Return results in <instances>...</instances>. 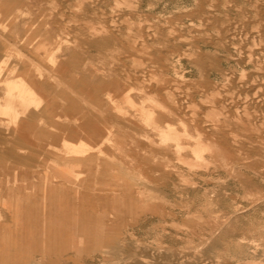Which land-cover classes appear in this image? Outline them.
Listing matches in <instances>:
<instances>
[{"label":"rangeland","instance_id":"rangeland-1","mask_svg":"<svg viewBox=\"0 0 264 264\" xmlns=\"http://www.w3.org/2000/svg\"><path fill=\"white\" fill-rule=\"evenodd\" d=\"M121 1L0 0V264H264V0Z\"/></svg>","mask_w":264,"mask_h":264},{"label":"crops","instance_id":"crops-1","mask_svg":"<svg viewBox=\"0 0 264 264\" xmlns=\"http://www.w3.org/2000/svg\"><path fill=\"white\" fill-rule=\"evenodd\" d=\"M14 79L15 78L13 77L10 80L13 82ZM42 88L44 91V87L41 85V93L44 94ZM49 88L50 91H52L51 85L48 87V89ZM38 92L39 91H37L36 93L37 95L40 94L41 96H43L40 92ZM1 118H3V116L0 115V120ZM21 128H23V126H21ZM8 138L9 137L7 136L6 132H3L0 129V139L6 141ZM70 173L71 172L66 173L64 171L62 173H56L58 178L63 179V182L60 181L62 185L67 183V179ZM52 189L53 190L50 191L51 193H53L52 197L48 193V190H42V194L39 197L40 211L43 218L47 213H52V211L56 212V214L59 215H64L68 212V210L64 207L63 200L58 194L59 188L57 186H54ZM1 191L2 190H0V211L2 219L0 220V232L4 234V236H2V239H0V250H5V247H10L14 252L15 259L18 258L19 261H22L24 258L26 259V257L31 253L29 238L34 231V228L37 227L30 220V216L28 213L29 210L22 204V200L18 197V195H6L7 193ZM44 196L46 197V199L42 198ZM13 200H15V202H13ZM50 222L54 227L57 226L54 217H50ZM29 228L31 229V231L28 234ZM19 235H21L22 238L25 239H20L21 236Z\"/></svg>","mask_w":264,"mask_h":264},{"label":"bare ground","instance_id":"bare-ground-1","mask_svg":"<svg viewBox=\"0 0 264 264\" xmlns=\"http://www.w3.org/2000/svg\"><path fill=\"white\" fill-rule=\"evenodd\" d=\"M121 1V0H120ZM123 1V0H122ZM121 1V2H122ZM126 1H128V0H126ZM120 2V3H121ZM118 4V3H117ZM93 5V4H92ZM137 9V8H136ZM104 11V10H103ZM243 14V13H242ZM124 21V20H123ZM146 25V24H145ZM32 26V25H31ZM246 26V25H245ZM156 27V26H155ZM164 27V26H163ZM129 29V28H128ZM133 30V29H132ZM151 31V30H150ZM229 35V34H228ZM137 37V36H136ZM139 39V38H138ZM187 39V38H186ZM55 41V40H54ZM53 45V44H52ZM51 47V46H50ZM241 49H242V47H241ZM243 56V55H242ZM178 57V56H177ZM259 60V59H258ZM24 61V60H23ZM23 64V63H22ZM245 64V63H244ZM41 67V66H40ZM263 68V67H262ZM46 72V71H45ZM242 72V71H241ZM42 73V72H41ZM4 74V73H3ZM143 75V74H142ZM258 75V74H257ZM261 75V74H260ZM3 76V75H2ZM124 77V76H123ZM153 77V76H152ZM39 78V77H38ZM161 78V77H160ZM258 79V78H257ZM15 80V79H14ZM129 80V79H128ZM17 81V80H16ZM135 81V80H134ZM155 81V80H154ZM8 82V81H7ZM6 82V83H7ZM14 84H15V82H14ZM7 85H8V83H7ZM11 85V84H10ZM174 86V85H173ZM172 86V87H173ZM199 86V85H198ZM10 87V86H9ZM123 87V86H122ZM259 87V86H258ZM263 87V86H262ZM12 88V87H11ZM216 89V88H215ZM10 90V89H9ZM130 90V89H129ZM264 91V90H263ZM9 93V92H8ZM14 93H17L16 94V96H15V98H11L13 101H10V104H9V109L4 113V114H7V117L9 118V119H11L12 117H11V115H9V114H14L13 115V120H12V122H16L15 120L16 119H14L15 118V114H19V113H22V114H25L26 113V110L28 111L29 109H27L26 108V106H27V103H28V98H29V96H31V95H33L34 96V94H33V90L30 88V86H28V85H25V83H21V84H19V85H17L16 86V88H15V91H14ZM36 93V92H35ZM260 94V93H259ZM12 95V94H11ZM263 95V94H262ZM5 96H7V94L5 95ZM33 96H32V99H34L33 98ZM37 96V95H36ZM261 96V95H260ZM2 97V96H1ZM20 99V101H18V104H19V102H20V104L21 105H23V107H25L24 109H21V111H20V108H22V107H20V108H18L19 110H17L16 109V107H15V105H14V102H15V104L17 105V100H18V98ZM40 97V96H39ZM39 97H37L38 99H40ZM207 97V96H206ZM5 98V97H4ZM7 98H8V96L6 97V100H7ZM245 98V97H244ZM31 99V98H30ZM42 99V98H41ZM5 100V101H6ZM36 100V99H35ZM127 101H129V105L131 104L130 103V101H132V100H128V98L126 99ZM4 101V103H6ZM32 101H30V103H31ZM39 102V101H38ZM43 102V101H42ZM126 102V101H125ZM260 102V101H259ZM9 103V102H8ZM40 104H41V101L39 102ZM46 104H47V102H45ZM32 104H34L33 102H32ZM31 104V105H32ZM44 104V103H43ZM31 105H30V109H31ZM5 106H6V104H5ZM18 106V105H17ZM29 106V105H28ZM135 106V105H134ZM261 107V106H260ZM15 108V109H14ZM33 108V107H32ZM4 109V108H3ZM34 109V108H33ZM6 110V109H5ZM246 110V109H245ZM2 111V110H1ZM20 111V112H19ZM4 112V111H3ZM3 112H1V113H3ZM13 112V113H12ZM1 116H3V115H1ZM10 116V117H9ZM17 117V119H18V116H16ZM10 121V120H9ZM8 121V122H9ZM7 123V122H6ZM9 124V123H8ZM12 125V124H11ZM8 126V125H7ZM18 128H20V127H18ZM24 130V129H23ZM110 131V130H109ZM6 132V131H5ZM23 132V131H22ZM58 132V131H57ZM86 135V134H85ZM85 135H83L84 137H85ZM96 135V134H95ZM88 136V135H87ZM25 137V136H24ZM80 137H82L81 135H80ZM96 137H98V136H96ZM64 138V139H63ZM83 138V137H82ZM88 138L89 139H91L89 136H88ZM105 138H107L106 136H104V135H102V137H101V139H105ZM78 139H80V138H78ZM85 139H86V137H85ZM85 139H84V142H85ZM97 139V138H96ZM62 140H64V142H67L68 140L65 138V137H62ZM25 141V140H24ZM88 142H90L89 140H87ZM86 141V142H87ZM77 142V141H76ZM83 142V140L81 141V143ZM83 142V143H84ZM75 143V142H74ZM80 142H78V144H79ZM82 143V144H83ZM88 144V143H87ZM91 144V143H90ZM89 144V145H90ZM88 145V146H89ZM87 146V145H86ZM86 147V149L87 148H90V146L89 147ZM54 148H57L56 146L54 147ZM86 149H84V150H86ZM56 150V149H55ZM60 150V149H59ZM101 150V149H100ZM2 151V150H1ZM87 151V150H86ZM56 152V151H55ZM60 152V151H59ZM87 152H90V151H87ZM85 153V152H84ZM60 154V153H59ZM82 154V153H81ZM88 154V153H87ZM63 155V154H62ZM71 155V154H70ZM26 171V170H25ZM53 171H54V173H55V175L57 176V174L56 173H62L63 171L60 169V168H54L53 169ZM28 172V171H27Z\"/></svg>","mask_w":264,"mask_h":264}]
</instances>
